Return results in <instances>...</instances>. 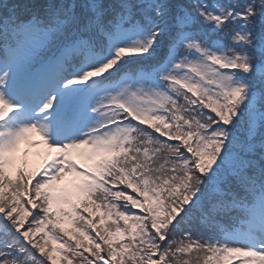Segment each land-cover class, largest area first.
Masks as SVG:
<instances>
[{"label": "snow or ice", "instance_id": "snow-or-ice-1", "mask_svg": "<svg viewBox=\"0 0 264 264\" xmlns=\"http://www.w3.org/2000/svg\"><path fill=\"white\" fill-rule=\"evenodd\" d=\"M0 264H264V0H0Z\"/></svg>", "mask_w": 264, "mask_h": 264}, {"label": "trees", "instance_id": "trees-1", "mask_svg": "<svg viewBox=\"0 0 264 264\" xmlns=\"http://www.w3.org/2000/svg\"><path fill=\"white\" fill-rule=\"evenodd\" d=\"M9 3H15L17 0H8Z\"/></svg>", "mask_w": 264, "mask_h": 264}, {"label": "rangeland", "instance_id": "rangeland-1", "mask_svg": "<svg viewBox=\"0 0 264 264\" xmlns=\"http://www.w3.org/2000/svg\"><path fill=\"white\" fill-rule=\"evenodd\" d=\"M35 158H36V157H34V156L32 157L33 160H34ZM67 181H68V180H66L65 182H67Z\"/></svg>", "mask_w": 264, "mask_h": 264}]
</instances>
